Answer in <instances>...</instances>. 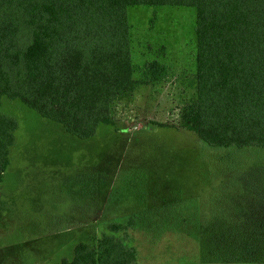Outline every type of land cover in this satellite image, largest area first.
<instances>
[{
	"label": "rangeland",
	"instance_id": "374dc122",
	"mask_svg": "<svg viewBox=\"0 0 264 264\" xmlns=\"http://www.w3.org/2000/svg\"><path fill=\"white\" fill-rule=\"evenodd\" d=\"M128 18L141 84L95 137L2 97L19 127L0 183V264H61L129 218L118 235L137 264H264V148L210 147L180 126L196 96V9L134 5ZM154 61L166 75L144 84Z\"/></svg>",
	"mask_w": 264,
	"mask_h": 264
},
{
	"label": "trees",
	"instance_id": "16d2710c",
	"mask_svg": "<svg viewBox=\"0 0 264 264\" xmlns=\"http://www.w3.org/2000/svg\"><path fill=\"white\" fill-rule=\"evenodd\" d=\"M188 6L197 12L195 99L180 126L215 148H264V0H0V107L19 100L80 139L114 125V108L134 95L128 8ZM148 80L166 68L149 63ZM19 127L0 112V183ZM110 222L61 264H137V249Z\"/></svg>",
	"mask_w": 264,
	"mask_h": 264
},
{
	"label": "crops",
	"instance_id": "0c3cea01",
	"mask_svg": "<svg viewBox=\"0 0 264 264\" xmlns=\"http://www.w3.org/2000/svg\"><path fill=\"white\" fill-rule=\"evenodd\" d=\"M83 140H84V139H83ZM85 140H86V139H85ZM14 145H15V143H14ZM14 145H13V147H14ZM13 147L11 148V152H12ZM11 152H10V164H9L8 168L6 169L4 175H3V181H4V176L7 174V170H8L9 167L11 166V155H12ZM3 181H2L1 183H3ZM79 243H80V242H79ZM67 259H69V258H67ZM61 261H62V260H61ZM61 261H60V263H61Z\"/></svg>",
	"mask_w": 264,
	"mask_h": 264
}]
</instances>
